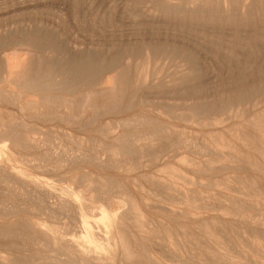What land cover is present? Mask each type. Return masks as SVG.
I'll return each mask as SVG.
<instances>
[{"label":"rangeland","instance_id":"rangeland-1","mask_svg":"<svg viewBox=\"0 0 264 264\" xmlns=\"http://www.w3.org/2000/svg\"><path fill=\"white\" fill-rule=\"evenodd\" d=\"M202 1L198 2L200 10L193 12L186 0H0V7L5 8L0 11V35L17 27L36 28L54 48V53L38 51L41 64L83 53L100 61L123 59L127 52L137 57V63L149 53L146 78L137 80L133 67L126 74L128 83L122 98L130 101L129 108L103 109L99 123L84 130H78L77 124L60 125L62 129L57 124L54 128L43 127L38 137L51 136V141L26 150L28 157L14 162L30 173L29 178L42 182L48 192L42 194L29 188L23 191L16 184L0 183V222H20L16 227L18 237L0 238V256L8 264H61L69 249L63 240L88 247L83 242L79 219L61 211L60 198L66 196L65 191L73 192L72 198L78 203L104 207L103 200L90 203V193L83 192L92 189L95 184L91 181L96 177L113 181L107 185L111 189L109 198L124 217V226H119L118 231L131 240L134 238L130 233L138 235V242L132 243L134 250L138 251L141 243L151 253H161L173 261L175 245L188 251L179 257L184 262L212 264L207 254L199 263L196 260L207 248L221 246L240 264H264L261 257L243 259L245 252L250 255L251 251L260 250L252 243V237L264 241V225L251 233L254 229L246 228L243 222L248 212L264 220V176L252 158L243 156L256 153L241 145L233 131L243 126L253 132L248 121L264 113V88H259L264 82L263 4L257 2L254 8L242 11L240 0H229V9L218 4L219 0ZM161 6H177L185 12L161 14L156 9ZM18 37L13 36L16 40ZM5 50L24 58L20 45ZM240 85H254L258 93L235 103L232 99ZM202 106L208 110L195 112ZM135 114L138 117L126 125L114 123L115 138L100 129L109 120L117 123ZM164 126L183 132L185 139L178 154L170 143L175 134L167 137L160 133L146 158H121L116 164L108 161L104 148L118 147L116 138L127 135L128 140L130 134H150ZM64 130L84 142L66 140ZM220 136L230 147L210 146L211 140ZM126 140L124 137L123 142ZM234 147L240 148L241 153ZM95 151L100 154V162L92 159ZM158 153L165 156L159 154L155 159L154 154ZM165 168H173L175 177L164 173ZM161 178L187 191L190 205L198 207L193 216L180 214L188 208L180 195L164 186ZM215 181L222 185L216 186ZM241 192L251 198L243 197ZM251 199L259 204L258 208L243 207ZM131 200L148 217L144 233L126 219ZM42 204L49 207L42 209ZM89 212L92 213L83 211L86 222L95 228L97 217L87 215ZM25 219L37 224L38 229L22 223ZM245 229L251 235H246ZM45 232L55 238L47 237ZM115 261L121 264L120 257Z\"/></svg>","mask_w":264,"mask_h":264},{"label":"bare ground","instance_id":"bare-ground-1","mask_svg":"<svg viewBox=\"0 0 264 264\" xmlns=\"http://www.w3.org/2000/svg\"><path fill=\"white\" fill-rule=\"evenodd\" d=\"M199 1L200 0H186V3L192 5L193 12H198L200 10ZM219 1L218 4H221L223 8H230L229 0ZM240 1V9L242 11L254 8L255 3L258 2L263 4L261 11L264 12V0ZM202 2L206 3L209 2V0H203ZM2 9L5 10L3 6L2 8L0 7V11ZM156 9H158L161 14H179L185 12V10L177 6H161V8L159 7ZM232 14L236 13L232 11ZM8 31L9 32L5 30V32H3L4 34L1 33L0 35V183H12L16 184L23 191L29 188L46 194L48 191L45 190L43 184H41L42 182L40 183L38 180L29 178L30 173L26 169L15 165L14 162L20 159L22 161L27 158L28 155L25 153L26 150L36 148L41 142L51 141V136H46L44 137L45 139L38 137V134L41 133L39 130H42L43 127L54 128L57 124L59 129H62L60 125L69 127L77 124L79 127L78 130H84L86 127L96 126V124L99 123L101 115L104 114L102 113L103 109L106 110L109 108L115 110L121 107L129 108L130 101L122 98L128 83L126 74L133 67L135 70L134 73H137L139 77L136 78L137 80H140V77L146 78L148 75L149 53H147L143 61L137 63V57L127 52V55L123 59L100 61L88 53H83L74 56L68 55L69 58L59 61H56V59L50 60L41 64L40 58L37 56L38 51L41 50L45 53L55 52L50 42L44 39L42 34L36 31V28L25 29L17 27L12 31ZM15 34L20 37H18V40L13 38ZM11 45L22 46L24 58L21 59L19 56L17 57V53L14 55L13 53H8V51L6 52L5 48ZM107 74L109 75L106 76ZM262 84L259 88H264V82ZM256 88L257 87L254 85L237 86V93L232 100L235 101V103H240L241 101L249 99L252 94L258 93ZM199 110L207 111L208 108L205 109L203 106L199 109L195 108V112ZM135 116L138 117V115L135 114L132 118L117 121V123L109 120L101 124L102 127L100 129L101 131H105L108 137L115 138L117 124L126 125L125 123L131 119L133 121ZM143 120L146 121L144 118ZM114 123L116 126H114ZM247 124V126L251 125L253 127V132L247 131L243 126H241L242 129L238 130L235 128L233 131H236V139L241 145L250 147L256 153L252 155L244 154L243 156L248 160L252 158L257 167V171L264 176V113L254 115ZM255 131L259 134V137L254 136L256 135ZM160 133H165L167 137H171V133L175 134L174 140L170 143L172 150L178 154L180 146L183 144L185 138L183 132L176 129L174 126H164L159 129H153L150 134H130L128 140H126L127 135H123L115 139V141L118 142V147L112 145L105 146L104 152L111 164L118 163V160L121 158H126L127 160H132V158L137 160L144 159L147 157V150L152 148L155 142L158 141ZM42 135L44 136V134ZM63 135L68 141L75 143L84 142L83 138L73 136L70 131L67 132V130H64ZM124 137L126 141L123 142ZM249 143H251V145ZM210 146L215 149H223L230 147V143L224 137L220 136L212 139ZM234 148H236V152L241 153L240 148ZM21 151L22 154L20 153ZM159 154L160 153L154 154V158L158 159ZM83 155L89 157L86 153ZM98 155L100 156L99 152L95 151L92 155V159L100 162ZM149 156L150 154H148V157ZM160 156L162 157L165 155L160 154ZM212 162L213 161H210L211 164ZM206 165L208 167L209 164H205V166ZM13 166L14 169L12 168ZM163 171L169 176L175 177L173 168H165ZM158 172L162 171L159 170ZM93 180L94 181H91V183L95 185L92 189L88 187L89 189H84L83 192L90 193L88 197L90 203H94L97 199L103 200L105 202L104 207H95L90 204L78 203L73 199L75 198L73 197V192L65 191L66 196L60 198L61 211L73 213V215L79 219V223L82 227L81 234L83 236V242L89 245H86L88 247L84 248L78 244H72L70 240H63V242L69 246V249L64 252L67 255V259L62 261L61 264H117L115 261L117 256L120 257L121 264H195L193 262H184L183 259H180L179 257H182L184 254L188 253V251L180 250L175 245H173L175 248V255L173 254L175 259L173 261L168 260V258L161 253H151L146 250L145 246L141 243L138 245L139 250H134L132 243L136 241L138 235L136 236L130 233V236L134 238V240H131L127 238L125 234L118 231L119 226H124L122 222L124 217H122V214L120 215V213H118V205L114 203L113 199L109 198L111 189L110 186L107 185L112 184L113 181H105V178L102 177H96V179L94 178ZM161 180L164 186L169 188V191H173L171 193L180 195L185 208H188L181 210L180 214L189 217L193 216L194 211L197 210L198 207L190 205L187 191L182 190V188L174 184L168 183L166 179L161 178ZM215 182L217 183L216 186L220 187L222 185L220 181ZM103 187H106L105 190ZM240 194L243 195V197L251 198L246 193L241 192ZM246 202L247 203L243 207H249V210L254 207L258 208L259 206V204L252 199ZM244 203L245 202H243V204ZM46 207L49 206H44L42 204V209H46ZM162 208L175 212L172 208ZM84 210L92 212L87 213V215L91 214L93 217H97L95 221L97 225L95 228L92 227L90 223L86 222V217L83 213ZM128 212H130L128 214L129 217H126V219L133 224L139 233H144L145 227L149 222L148 217L142 213L137 203L132 200ZM225 214L228 215V212ZM243 222L246 228L248 227L252 230L264 225V220L261 219L259 215H253L250 212L244 215ZM18 223L20 222H0V238L7 239L9 237H18V229L16 230ZM22 223L28 224L33 230L38 229V225L31 220L25 219ZM101 229L104 230V234ZM253 231L254 232L251 233H256L255 229ZM243 232L246 235L248 234L247 229ZM44 235L55 238L54 234L49 236L50 234L47 232H45ZM252 239L255 241L252 243H256V247L260 248V250L251 251L250 255L245 252L246 257L243 254V259H256L261 257L264 260V241L259 242V238L256 236L252 237ZM111 240H113V242H110ZM41 246L43 245L41 244ZM19 249H22V247ZM229 252L228 249H224L221 246L215 249L207 248L204 253L199 254L196 262L199 263L201 258L205 257L207 254L212 264H240L238 259L233 255L231 256ZM0 264H8L7 259L0 256Z\"/></svg>","mask_w":264,"mask_h":264}]
</instances>
